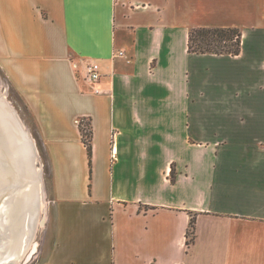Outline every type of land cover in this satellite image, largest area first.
Wrapping results in <instances>:
<instances>
[{
	"label": "crops",
	"instance_id": "1",
	"mask_svg": "<svg viewBox=\"0 0 264 264\" xmlns=\"http://www.w3.org/2000/svg\"><path fill=\"white\" fill-rule=\"evenodd\" d=\"M181 24L155 0H0V72L52 162L54 237L35 264H264V43L248 58L189 53L185 24L184 56H210V137L185 133L186 153L164 158L198 100L183 90Z\"/></svg>",
	"mask_w": 264,
	"mask_h": 264
},
{
	"label": "rangeland",
	"instance_id": "2",
	"mask_svg": "<svg viewBox=\"0 0 264 264\" xmlns=\"http://www.w3.org/2000/svg\"><path fill=\"white\" fill-rule=\"evenodd\" d=\"M155 1L164 3L168 17L170 15H176L177 19L182 21V28L179 30L176 43L177 49H181L183 66L185 68L189 67L188 76L185 78L183 75V90L198 95V100L194 106L187 107L184 104V109L187 108L190 110L188 113L189 116L185 123L181 122V127L177 126L175 128L170 138L169 146H165L166 152L164 151L163 157L169 158L172 156L177 157L179 153H186L185 145H182V138L185 133H189V136L194 140L209 138L210 122H212L210 121V109L204 106L210 104V56L193 58L184 56L187 35L185 24L191 23L192 27L201 25H235L239 27L243 32L242 46L245 52L244 58H248L253 43L257 42L260 45L264 43V0ZM175 3L177 4L174 6ZM179 11L182 14H178ZM253 27L256 28L253 29ZM227 64L216 62L213 65V69L218 71L226 67ZM184 78L188 79L187 83H185ZM0 99L1 103H3V100L7 103L10 108V113L13 112L18 118L22 130H24L25 137L30 144V159L32 160L33 169L36 171L34 175L36 179L34 178V181H37L35 187L39 200H37L39 206L38 211H36V222L26 236L27 243L25 244L24 255L16 263L35 264L46 256L54 237L53 217H55V209L52 203V162L44 138L41 136L33 116L26 108L22 98L4 78L1 72ZM179 115L180 113H178L176 124L180 123ZM4 151L0 149L2 172H4L5 166H8V163H6L7 152ZM163 162L161 161L160 164L162 165Z\"/></svg>",
	"mask_w": 264,
	"mask_h": 264
},
{
	"label": "bare ground",
	"instance_id": "3",
	"mask_svg": "<svg viewBox=\"0 0 264 264\" xmlns=\"http://www.w3.org/2000/svg\"><path fill=\"white\" fill-rule=\"evenodd\" d=\"M2 104L0 149L7 152L8 166L2 172L0 161V264H16L24 255L26 236L36 222L39 203L30 144L16 115Z\"/></svg>",
	"mask_w": 264,
	"mask_h": 264
},
{
	"label": "trees",
	"instance_id": "4",
	"mask_svg": "<svg viewBox=\"0 0 264 264\" xmlns=\"http://www.w3.org/2000/svg\"><path fill=\"white\" fill-rule=\"evenodd\" d=\"M187 52L195 54H228L238 55L242 46V31L236 26H197L192 27L187 35ZM81 141L86 149L88 165L92 157L91 119L80 117L77 121ZM174 163L170 165L169 180L175 181ZM195 217L191 215L186 230V244L189 246L194 239Z\"/></svg>",
	"mask_w": 264,
	"mask_h": 264
},
{
	"label": "built area",
	"instance_id": "5",
	"mask_svg": "<svg viewBox=\"0 0 264 264\" xmlns=\"http://www.w3.org/2000/svg\"><path fill=\"white\" fill-rule=\"evenodd\" d=\"M122 51H118L117 55H122ZM101 77L100 65L96 61H90L85 66V78L90 82H96Z\"/></svg>",
	"mask_w": 264,
	"mask_h": 264
},
{
	"label": "water",
	"instance_id": "6",
	"mask_svg": "<svg viewBox=\"0 0 264 264\" xmlns=\"http://www.w3.org/2000/svg\"><path fill=\"white\" fill-rule=\"evenodd\" d=\"M0 100H1V99H0ZM2 100H3V99H2ZM2 102H3L2 106L5 107V109L9 112L10 110H9V108H8L9 106L7 105V103H5L4 100H3ZM0 104H1V103H0ZM3 115H4V114H2V116H3Z\"/></svg>",
	"mask_w": 264,
	"mask_h": 264
}]
</instances>
